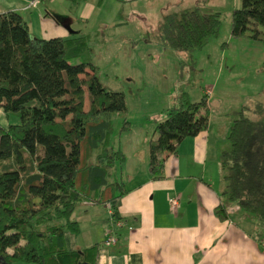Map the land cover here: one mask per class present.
<instances>
[{"label": "trees", "instance_id": "trees-1", "mask_svg": "<svg viewBox=\"0 0 264 264\" xmlns=\"http://www.w3.org/2000/svg\"><path fill=\"white\" fill-rule=\"evenodd\" d=\"M218 31V13L199 8L165 14L156 27L164 46L187 57ZM228 35L264 45V0H239ZM206 93L198 102L175 94L155 123V137L146 143L150 180L162 178L166 158L182 140L206 131ZM0 111L16 120L0 127V264H95L99 243L68 250L64 234L79 233L71 220L77 204L108 205L125 193L114 194L125 158L109 135L110 116L125 114L126 104L122 93L99 83L89 38L37 39L18 13H0ZM226 141L228 149L218 156L223 188L214 215L225 221L226 208L235 205L264 230L262 108L241 107Z\"/></svg>", "mask_w": 264, "mask_h": 264}, {"label": "crops", "instance_id": "crops-1", "mask_svg": "<svg viewBox=\"0 0 264 264\" xmlns=\"http://www.w3.org/2000/svg\"><path fill=\"white\" fill-rule=\"evenodd\" d=\"M238 3L239 0H0V13H18L30 35L37 39L80 35L87 36L90 43L101 29L120 30L126 25L124 18L148 26L168 13L199 8L219 15L222 7L230 16ZM93 22L97 27L87 28ZM209 102L207 99V105ZM212 121L209 110L206 131L180 142L175 154L166 158L159 180L148 177L147 136L134 137L120 145L125 160L115 182L123 186L125 193L108 205L77 204L71 220L77 222L79 233L64 234L66 248L80 251L99 243L95 264H264V232L256 223L246 221L231 205L226 208L227 220L219 221L214 215L223 188L218 156L227 142L231 120L226 118L221 129H215ZM215 132L217 138L211 136ZM169 198L177 199L175 210L169 208Z\"/></svg>", "mask_w": 264, "mask_h": 264}, {"label": "rangeland", "instance_id": "rangeland-1", "mask_svg": "<svg viewBox=\"0 0 264 264\" xmlns=\"http://www.w3.org/2000/svg\"><path fill=\"white\" fill-rule=\"evenodd\" d=\"M105 7L104 4L102 15ZM218 12L217 37L191 57L164 46L156 32L160 20L145 26L141 21L124 18L126 25L120 30L101 29L92 38L89 49L99 83L109 91L122 93L126 104L125 114L110 116L109 143L113 148L134 137L145 135L148 140L153 136L155 123L163 119L164 111L179 92H185L190 102H198L207 91L215 129L224 126L226 118L232 121L241 107L252 111L260 106L264 112V45L248 38H230L228 11L222 7ZM95 27L96 22L87 25L90 29ZM6 121L0 111V126L16 122L11 118ZM214 134L211 136L217 138V132ZM222 146L221 150L228 149L227 142ZM122 190L123 186L118 185L114 194ZM238 214L264 232L251 215ZM232 218L237 216L232 214Z\"/></svg>", "mask_w": 264, "mask_h": 264}, {"label": "built area", "instance_id": "built-area-1", "mask_svg": "<svg viewBox=\"0 0 264 264\" xmlns=\"http://www.w3.org/2000/svg\"><path fill=\"white\" fill-rule=\"evenodd\" d=\"M168 206L171 210H175L177 207V199L176 198H169L167 199ZM119 226V224H118Z\"/></svg>", "mask_w": 264, "mask_h": 264}]
</instances>
